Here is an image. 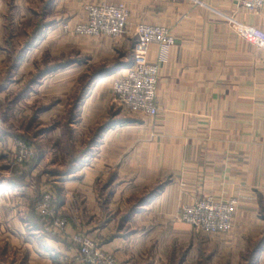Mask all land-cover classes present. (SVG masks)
<instances>
[{
	"label": "crops",
	"instance_id": "crops-1",
	"mask_svg": "<svg viewBox=\"0 0 264 264\" xmlns=\"http://www.w3.org/2000/svg\"><path fill=\"white\" fill-rule=\"evenodd\" d=\"M247 1L51 0V13L76 21L90 4L124 6L123 36L132 50L141 24L164 27L175 40L151 45L147 54L160 71L159 116L122 108L129 119L97 124L100 154L85 179L76 172L64 183L87 195L85 233L100 235L103 250L120 264H264V49L227 20L264 32V7L249 11ZM95 88L81 113L92 109ZM7 188L17 196L26 191L11 183L0 193ZM205 197L237 201L231 234L197 232L179 219L185 206ZM37 233L29 241L40 240ZM52 251L46 245L37 253L47 259Z\"/></svg>",
	"mask_w": 264,
	"mask_h": 264
},
{
	"label": "rangeland",
	"instance_id": "rangeland-1",
	"mask_svg": "<svg viewBox=\"0 0 264 264\" xmlns=\"http://www.w3.org/2000/svg\"><path fill=\"white\" fill-rule=\"evenodd\" d=\"M50 5L0 0V186L26 188L19 196L12 188L0 193V264H87L79 237L110 254L100 235L85 233L87 195L64 183L76 172L85 179L100 154L97 124L130 117L116 101L118 76L101 81L133 62V41L82 35L76 30L86 14L64 19ZM93 88L97 99L83 114L78 107ZM35 232L41 239L29 241ZM46 245L55 256L38 255Z\"/></svg>",
	"mask_w": 264,
	"mask_h": 264
},
{
	"label": "built area",
	"instance_id": "built-area-1",
	"mask_svg": "<svg viewBox=\"0 0 264 264\" xmlns=\"http://www.w3.org/2000/svg\"><path fill=\"white\" fill-rule=\"evenodd\" d=\"M197 4L203 3L196 1ZM244 7L249 11H258L264 7V0H249ZM86 20L76 30L89 37H122L127 31L129 12L124 6L106 3L86 6ZM236 28L243 32L245 39L264 49V32L252 26L227 18ZM136 43L133 49V66L126 69L113 85L116 101L129 114L156 118L159 116L157 101L160 71L147 58L149 47L154 44L172 46L175 40L169 31L160 26L141 24L136 28ZM237 201L218 200L205 197L185 206L180 220L193 227L197 232L214 235H229L234 229V218ZM40 209V208H39ZM81 246L84 262L87 264H118L110 254L98 249L94 241L88 237L76 238Z\"/></svg>",
	"mask_w": 264,
	"mask_h": 264
},
{
	"label": "bare ground",
	"instance_id": "bare-ground-1",
	"mask_svg": "<svg viewBox=\"0 0 264 264\" xmlns=\"http://www.w3.org/2000/svg\"><path fill=\"white\" fill-rule=\"evenodd\" d=\"M115 77L114 76H112V77H110V78H108V79H104V80H102L101 82H105L106 80L107 81H109V80H112V79H114ZM99 82V81H98Z\"/></svg>",
	"mask_w": 264,
	"mask_h": 264
}]
</instances>
